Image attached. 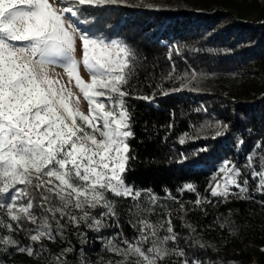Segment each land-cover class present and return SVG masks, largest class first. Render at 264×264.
Segmentation results:
<instances>
[{"label": "trees", "instance_id": "obj_1", "mask_svg": "<svg viewBox=\"0 0 264 264\" xmlns=\"http://www.w3.org/2000/svg\"><path fill=\"white\" fill-rule=\"evenodd\" d=\"M77 17L87 30L116 39L134 54L124 98L134 158L124 176L141 192V208L150 206V194L157 197L154 211L144 218L164 224L158 235H167L164 222L170 214L177 242L167 247L185 256L172 255L161 264L185 259L264 264V194L251 175L264 168V0H124L102 8L82 6ZM225 162L240 170L241 183L248 179L247 199L211 195ZM189 184L195 191L186 190ZM107 195L117 218H104L100 231L83 222L75 227L67 218L58 229L50 219L54 240L33 242L35 232L28 230L37 225L22 221L23 230L0 228V236L10 235L18 246L35 251L29 257L0 244V264H57V257L65 264H118L122 257L105 244L134 241L138 217L134 201ZM35 204L39 223L47 213L38 198ZM89 211L100 218L103 210ZM0 218L8 220L3 210ZM67 248L72 251L65 253ZM127 264H136V257Z\"/></svg>", "mask_w": 264, "mask_h": 264}, {"label": "snow or ice", "instance_id": "obj_2", "mask_svg": "<svg viewBox=\"0 0 264 264\" xmlns=\"http://www.w3.org/2000/svg\"><path fill=\"white\" fill-rule=\"evenodd\" d=\"M122 3L124 0H0V210L8 217L7 221L0 218V228L15 232L23 230L22 221L37 225L28 230L35 232L30 235L33 242L54 240L50 219L58 229L63 228L60 220L67 218L75 227L83 222L100 231L106 226L104 218H117L115 203L107 195L111 193L135 202L133 215L138 219L133 227L139 236L134 241H120L124 247L108 240L107 250L122 257L118 264H127L131 257H136V264H161L169 256H185L183 250L167 247L169 241L177 242L170 214L164 222L167 235H158L164 224L144 218L154 211L157 197L150 194V206L141 208V192L129 186L124 176L134 158L128 144L134 135L131 116L124 99L129 95L126 85L134 54L117 41L105 43L78 33L66 15L77 16L85 5L102 8ZM77 37L80 60L75 55ZM81 64L88 72L87 81L79 74ZM56 66L63 68L69 83L75 81L87 101V114L80 110V96L48 71ZM230 163L220 168L222 175L211 195L247 199L248 179L241 183L240 170ZM251 175L258 178L257 191L264 194V168ZM186 190L195 188L189 184ZM37 198L38 206L47 213L39 223L33 211ZM195 203L199 206L202 201L198 198ZM97 209L103 210L97 214L100 218L89 211ZM73 210L80 214L71 215ZM0 244L29 257L35 254L33 247L18 246L10 235L0 236ZM57 264H65L63 257H57ZM183 264L199 262L185 259Z\"/></svg>", "mask_w": 264, "mask_h": 264}, {"label": "rangeland", "instance_id": "obj_3", "mask_svg": "<svg viewBox=\"0 0 264 264\" xmlns=\"http://www.w3.org/2000/svg\"><path fill=\"white\" fill-rule=\"evenodd\" d=\"M69 17L70 22L73 24V26L77 29L78 33L83 34V35H87L90 38H94V39H101L104 40L105 43H111L112 41H116V39L111 38L110 36H104V35H98L94 32H91L90 30H87L85 28V26L82 24V21L77 17H72L70 14H66ZM76 59L80 60L81 59V49H80V41L79 38L77 37V50H76ZM48 71L58 77L62 83L66 84L68 88H70L74 93H76L77 95L80 96V110L82 112H84L85 114H87L88 111V105H87V101H85L83 99L82 94L79 93V90L75 87V81L73 80L71 83H69V78L67 75L64 74L63 72V68L56 66V67H50L48 69ZM79 74L81 75V77L84 80H88L89 76H88V72L84 69L83 64H81L79 66ZM221 176V175H220ZM220 176L217 178L216 181H218L220 179ZM216 181L214 182V184L212 185V187H214L216 185Z\"/></svg>", "mask_w": 264, "mask_h": 264}]
</instances>
